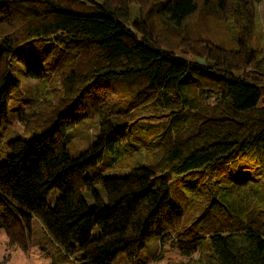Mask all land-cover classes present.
<instances>
[{
  "label": "trees",
  "instance_id": "16d2710c",
  "mask_svg": "<svg viewBox=\"0 0 264 264\" xmlns=\"http://www.w3.org/2000/svg\"><path fill=\"white\" fill-rule=\"evenodd\" d=\"M260 2L0 0V130L20 122L26 135L0 137L8 245L26 249L39 223L75 264L133 261L153 237L160 252L166 244L200 260L210 248L212 264H264ZM15 62L35 80L21 103ZM89 117L98 135L72 156L67 141ZM133 120L153 133L154 164L84 175L105 153L116 161L136 149ZM165 171L175 176L177 205L170 177L152 185ZM186 210L199 215L184 227Z\"/></svg>",
  "mask_w": 264,
  "mask_h": 264
},
{
  "label": "rangeland",
  "instance_id": "374dc122",
  "mask_svg": "<svg viewBox=\"0 0 264 264\" xmlns=\"http://www.w3.org/2000/svg\"><path fill=\"white\" fill-rule=\"evenodd\" d=\"M136 8H133L135 15ZM253 47L257 54L264 55V2H260L256 6L254 18V35ZM195 60V59H194ZM23 68L18 62H15L11 70L12 76L19 80V88L15 91L14 99L18 103L24 102L28 97L33 96L32 88L35 80L23 74ZM140 122L133 120L128 127V142L134 146L132 153L122 156L118 160H111L108 153L104 154L102 162L95 167L85 171L84 175L90 176L95 172H101L107 176H124L127 172L135 167L147 164H154L157 158L158 145L152 143V134L145 132ZM99 124L94 117L85 118L75 124V129L79 134L76 138H71L67 141L66 148L72 156L82 152L88 147L98 135ZM25 137L23 132V124L17 122L14 126H3L0 130V137L9 139L12 137ZM132 149V150H133ZM1 161V160H0ZM170 177L169 182V200L172 204L177 205L179 198L176 195L175 176L168 171L159 173L153 178V186L158 185L164 178ZM194 184L202 189L206 181H201ZM59 192L54 189L46 196L48 200H52ZM198 212L186 210L184 212L183 226L187 227ZM98 234V229L93 230V236ZM162 242L157 237L151 238L139 256L133 261L127 260L123 254H119L113 261V264H212V251L210 248H204V253L200 260L197 259L198 253L185 256L178 249H173L166 244L160 252ZM75 255L67 256L60 250L56 243L50 240L44 233L39 223H34L32 239L26 249H21L19 246H9L5 231L0 227V264H75Z\"/></svg>",
  "mask_w": 264,
  "mask_h": 264
},
{
  "label": "water",
  "instance_id": "95a60500",
  "mask_svg": "<svg viewBox=\"0 0 264 264\" xmlns=\"http://www.w3.org/2000/svg\"><path fill=\"white\" fill-rule=\"evenodd\" d=\"M195 60H196V61H199V62H204V59L201 58V57H196Z\"/></svg>",
  "mask_w": 264,
  "mask_h": 264
}]
</instances>
